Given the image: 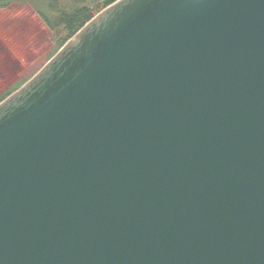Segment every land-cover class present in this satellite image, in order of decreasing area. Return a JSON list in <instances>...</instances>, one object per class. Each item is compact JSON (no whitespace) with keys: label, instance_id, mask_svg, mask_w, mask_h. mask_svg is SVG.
<instances>
[{"label":"water","instance_id":"obj_1","mask_svg":"<svg viewBox=\"0 0 264 264\" xmlns=\"http://www.w3.org/2000/svg\"><path fill=\"white\" fill-rule=\"evenodd\" d=\"M0 264H264V0H116L0 102Z\"/></svg>","mask_w":264,"mask_h":264},{"label":"rangeland","instance_id":"obj_2","mask_svg":"<svg viewBox=\"0 0 264 264\" xmlns=\"http://www.w3.org/2000/svg\"><path fill=\"white\" fill-rule=\"evenodd\" d=\"M54 46L52 32L29 5L1 8L0 91L22 76H33Z\"/></svg>","mask_w":264,"mask_h":264},{"label":"trees","instance_id":"obj_3","mask_svg":"<svg viewBox=\"0 0 264 264\" xmlns=\"http://www.w3.org/2000/svg\"><path fill=\"white\" fill-rule=\"evenodd\" d=\"M116 0H0V8L13 3L29 5L52 32L54 48L47 61L89 20ZM46 61V62H47ZM32 76V75H31ZM22 76L0 91V102L29 78Z\"/></svg>","mask_w":264,"mask_h":264},{"label":"crops","instance_id":"obj_4","mask_svg":"<svg viewBox=\"0 0 264 264\" xmlns=\"http://www.w3.org/2000/svg\"><path fill=\"white\" fill-rule=\"evenodd\" d=\"M16 3H13L12 5H15ZM12 5H10V6H12ZM9 7V6H8ZM2 8H4V7H2ZM1 9V8H0ZM9 84H11V83H9ZM8 85H5V87H4V89L7 87ZM2 91V90H1Z\"/></svg>","mask_w":264,"mask_h":264}]
</instances>
